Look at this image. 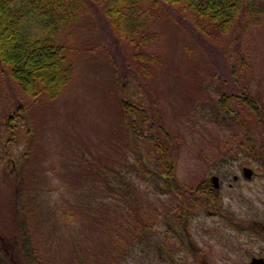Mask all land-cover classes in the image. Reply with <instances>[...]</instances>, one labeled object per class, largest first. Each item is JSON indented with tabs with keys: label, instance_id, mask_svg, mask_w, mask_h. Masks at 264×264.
Wrapping results in <instances>:
<instances>
[{
	"label": "rangeland",
	"instance_id": "1",
	"mask_svg": "<svg viewBox=\"0 0 264 264\" xmlns=\"http://www.w3.org/2000/svg\"><path fill=\"white\" fill-rule=\"evenodd\" d=\"M141 4L143 27L129 38L104 4L76 2L58 33L72 75L53 96H30L0 72V166L9 168H0V264H252L264 255V159L249 148L263 132L264 13L221 30L178 3ZM151 168L216 199L192 204L185 230L178 197ZM24 223L31 258L17 247Z\"/></svg>",
	"mask_w": 264,
	"mask_h": 264
},
{
	"label": "trees",
	"instance_id": "2",
	"mask_svg": "<svg viewBox=\"0 0 264 264\" xmlns=\"http://www.w3.org/2000/svg\"><path fill=\"white\" fill-rule=\"evenodd\" d=\"M143 1L145 0H93L104 4L105 17L121 35H127L129 38L143 27L142 16L145 14L140 11ZM161 1L165 4L178 3L192 9L199 15L207 17L221 30L245 13L250 17L259 12L264 13V0ZM76 2L78 0H0V72L8 74L30 96H37L42 92L53 96L71 78L72 66L66 61L63 52L65 45L60 42L58 33L77 15ZM128 20L134 21L124 26L123 21ZM256 103L259 102L256 100ZM259 110L263 121L262 136L256 141L258 143L252 142L249 148L254 156L264 159V107ZM166 157L164 147L159 157L163 169L166 166ZM161 163L156 162L158 168ZM0 168L4 166L1 165ZM5 168L9 170L8 167ZM11 168L13 177L19 169L17 165ZM151 173L154 176L158 175L162 181L158 184L161 191L178 197L181 209L177 218L185 230L188 228L187 221L191 213L187 209L191 208L192 204H197L199 199L209 204L212 203V199H216L215 194L209 190L200 193L195 188L182 185L167 169L158 172L156 168H151ZM220 207L222 206L217 207L219 211ZM169 213L166 212L167 215ZM144 226H147V222H141V231L144 230ZM20 227L24 237L17 247L22 255L28 258H31V255L36 256L35 251L26 243L29 236L25 223ZM7 264L12 263L8 260Z\"/></svg>",
	"mask_w": 264,
	"mask_h": 264
},
{
	"label": "water",
	"instance_id": "3",
	"mask_svg": "<svg viewBox=\"0 0 264 264\" xmlns=\"http://www.w3.org/2000/svg\"><path fill=\"white\" fill-rule=\"evenodd\" d=\"M243 171H244V174H245L247 177H250V176H252L253 168L250 167V166H244ZM213 181H214V183L217 185V184H218V176L214 175V176H213ZM262 263H263V261H262L261 258H256V257H255V258L252 260V264H262Z\"/></svg>",
	"mask_w": 264,
	"mask_h": 264
},
{
	"label": "flooded vegetation",
	"instance_id": "4",
	"mask_svg": "<svg viewBox=\"0 0 264 264\" xmlns=\"http://www.w3.org/2000/svg\"><path fill=\"white\" fill-rule=\"evenodd\" d=\"M219 182V181H218ZM219 184V183H218ZM216 185V184H215ZM216 186H218V185H216ZM212 189V188H211ZM215 189V188H214ZM256 258H261L262 259V261H263V263L262 264H264V255H262V254H259V255H257L256 256Z\"/></svg>",
	"mask_w": 264,
	"mask_h": 264
}]
</instances>
